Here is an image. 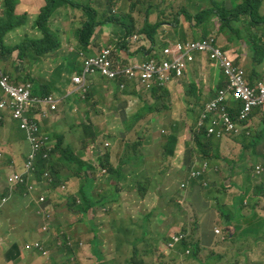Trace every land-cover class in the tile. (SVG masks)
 <instances>
[{
	"label": "rangeland",
	"instance_id": "374dc122",
	"mask_svg": "<svg viewBox=\"0 0 264 264\" xmlns=\"http://www.w3.org/2000/svg\"><path fill=\"white\" fill-rule=\"evenodd\" d=\"M81 1H83V3L88 2V0ZM239 2L240 1L237 3ZM217 3L222 5L225 4L227 9H232V7H235L233 4L234 0H111L110 3L108 0H105V7L109 9V13H111L112 16L116 15V19L127 24L132 30V35L127 40L126 49L122 50L118 47V44L125 42V34L123 31H121L122 28H120V24L113 23L111 26L106 28L107 35L97 31L98 39L91 41V46L95 51H100L103 48L109 46L115 47L116 55L118 56L117 58L123 64H125L128 60L126 57H128L130 60H133L134 58L140 59L144 57L148 48H150V44L148 42L142 41L133 43L130 39L134 36L141 35L140 31L145 27L147 19L151 24H164L160 27L158 33L159 44L157 48L160 50L162 49L160 44L183 42L176 38L174 30H172L170 26L167 25L171 24L175 18H177L180 22L181 28H184V30L180 32V36L185 34L187 36L186 41H198L201 39H206L204 38V34L202 33L201 29L191 31L190 24L186 21V15L195 16L200 11L211 9ZM39 10L40 7L35 6V9L29 13L32 17L26 20V24H28V26L9 36L8 43L10 45L15 46L19 44L20 40L26 35L33 38L39 37L37 32H35L32 28L36 18L33 16L38 14ZM261 11L264 14V0ZM101 13L109 14L105 13L103 9H101ZM1 15L2 10L0 4V16ZM68 16L65 15L64 17L61 16L57 17L55 20H51V30L55 32L59 31V37L63 43V46L59 52L44 59L42 63H46L48 60L53 59H61L64 60V62L61 61L56 63L53 68L45 67L41 64L29 65L23 61H20L19 53L15 52L12 55L0 56L2 59L0 60V64L2 65H0V69L4 73L10 75L14 82H16L14 78L15 76H17L16 78H19L20 80L29 76L32 80H35L37 86L38 81H43L42 83L45 84L49 82L51 85L54 84L57 91L55 96L63 99L65 98L64 100L69 99L65 104L67 105L68 109L66 113L67 119H59L55 121L50 119L48 121L49 126L46 127L45 131L48 134H64L67 139L65 140L64 146H67V143H71V148L78 157L85 161L94 162L99 168L98 174H96V172L93 173V195L98 198L105 197L108 199L106 200L107 202L104 206L99 208L97 207L93 211L88 212L91 213L90 217L94 221L92 227L95 228L96 231H89L87 228L86 232L89 236L86 237L85 240L79 242L81 253L83 254L85 251L87 254V257H82L83 255L79 254V264H128L126 259H129L132 256L133 248L130 247L128 243H125L127 245H124L121 251L115 250L116 248L112 243V222H114V219H120L124 225H129L127 222V216L132 217L134 215L133 210L136 207L137 201H139L140 204L144 203L141 206L142 211L153 210L152 214H150V218L153 220L158 219L160 222V226L156 229L151 228L150 235L145 237V240L149 239V246H146L143 243L138 245L141 254L139 256V261H143V264H184L186 262H190V264H197L193 260L194 258L191 254L193 253L192 248L187 249L190 250V254H186L187 250L181 249L180 246L176 247L172 251H169L167 248L169 246L171 240L170 237L173 235L172 232L174 229L178 231L180 228L188 227L194 219L192 212H190L187 208V200L185 199V195L192 190V198L194 199L195 204L193 202L192 203L198 208V210L194 211H196L199 215L198 220L200 224V221L203 218L200 217V214H202L201 211L204 209L203 199L208 197V189L210 188V185L208 188L203 189L202 185L198 182L193 189L182 191L180 185L184 175L186 172H188V170L190 171L191 167L193 166V164H191V154L189 152L190 149H186L187 156L184 160V163L182 164L180 161L178 162V166L180 167L179 172L174 175V173L177 172V169L167 173L169 168L172 167V160L170 158H167L166 160L164 159L163 148L166 143V138L168 137L167 135L169 132H171L172 127L177 130H173V132L175 131L177 134H180V138H182L180 139L182 145L185 144L187 147L192 146L191 142L193 140V133L191 132V129L192 127L194 129L196 127L194 121L195 119H198L197 113L201 105L200 101L198 102L196 97L192 98L193 96H188L187 92L189 89L187 88L189 85H186L183 89V92L176 91V89L169 95L168 98L161 97L160 104L157 107V111H159L160 114L144 115V118L141 119L142 124L147 123L149 120L151 123L150 127L145 128L144 131L140 132L139 136L133 135L129 137L128 140L127 136L121 132H117L115 135L108 133L106 131L108 128L107 123L112 121V117L118 116L119 118L117 119H120L118 121H126L128 119L129 122L131 121L130 118L137 115V113H140L143 106L149 105L150 107H153V93L148 95H140L139 90L136 89L137 94L132 93V91H130V93H122L121 98L118 99L119 102L112 103V99L108 98V95L113 98H117L121 93H115L112 96V90H104V87L106 86L104 82H94L92 84L94 88L89 90L87 97L85 95L86 99L84 102H86L80 105L77 104L76 108L74 109L73 99L81 102L79 96L81 98L83 97L82 94L77 95L76 89H73L70 86V77L73 75V73L70 74V69L67 68V62L68 66L71 62H73L72 65H74V62H76V66L80 68L81 61L78 59V57H76V55L79 53L78 42L74 36V32L80 28V24L77 21L74 22L72 18L69 19ZM211 24L212 27L211 30L209 29L208 37L213 36L219 45H222L230 52L231 55L234 56V59L239 58L238 62L240 63L242 61V65L244 66L246 73L256 74L261 72L264 65L255 66L252 63V66L249 70L247 69L248 67L244 65V58L240 57L243 54L242 50L247 52L248 59L253 57L251 49L250 47L248 48V44L246 42L237 44L231 41L230 39L234 34L228 29L220 35L219 30L221 25L216 18H212ZM232 26L239 30L244 38H250V34H253V31H249L247 29V25L244 23V20L241 23H233ZM95 37L97 38V36ZM262 40L264 41V38ZM247 42L249 43V40H247ZM248 62L250 61L248 60ZM19 69L21 70L18 76L17 71ZM212 71H218V69L215 68V65H212ZM58 72L61 74L60 77ZM35 75L36 78H34ZM216 77L217 75L212 77L210 89L213 90L214 93L218 92L219 96V93L223 91H217L216 83L221 81L214 80ZM37 92L40 93L39 87ZM214 97L215 95L213 98ZM74 110H76L74 113L75 115H73ZM86 111L87 113L90 111L92 112V122L94 121L97 123L96 127L100 130L99 136H96V132L94 131L86 130L82 134L76 131V126L85 120L83 114H85ZM263 120L264 114L260 116V118L253 120L254 125H251L250 128L246 130L245 134H240V136L236 139H225L218 152L220 160L211 159L210 161L206 162L199 161V164L202 162L203 164L207 163L210 169H213L215 165L218 167L222 166L223 175L225 179H227L229 177V173L234 172L231 164H234V169H238L243 163V172L252 177V173L254 175V171H252L253 166L264 160V140L256 143L255 146L254 141L252 140V137L256 138L260 133V128H262L261 126L264 123L262 122ZM54 125H56L58 128L54 127ZM135 129L139 128L136 127ZM18 133L22 137L25 135L20 129H18ZM79 135H83L85 138L73 141L72 137H78ZM141 136L143 138H140ZM244 136H246V138L243 140ZM50 138L55 141L57 140L56 137L50 136ZM114 138L117 139L115 148H119L121 151L117 155L113 156L112 145L115 144ZM96 140H98L99 146H96ZM242 140L243 142H241ZM106 142L111 144L109 161L110 164H113L112 166L115 168L119 167L123 161L127 159L128 154H131L133 146L137 145L133 148V150H138L139 147L148 145L151 146V150L148 151V154H146V158L144 160H142V156L138 162H136V159L128 158L127 164L123 165L122 167L121 176L116 179L115 176L112 175V172L110 173L109 171L101 169V164H98L97 159L99 152H101ZM215 142L214 149H216L218 146L220 147V144L217 143L219 141ZM56 143L57 141L52 142L49 147H55ZM179 150L181 151L182 155H184V150L181 148H179ZM55 155L59 157V154L56 153ZM239 157L243 161H241V163L237 166V163L240 161H237ZM198 167L201 168V164L198 165ZM59 169V172L62 173L65 171V166L61 164ZM118 179L121 182H119ZM141 180L143 181L142 185H140ZM81 182L76 181L74 188L80 186ZM116 183L118 184L117 186H115ZM66 186L69 188L70 183L66 184ZM141 187L144 190L141 191ZM112 189L116 190V193L118 194L117 200L120 202L111 201L112 198L110 195L112 194ZM162 189L167 191L165 196L158 195L161 193ZM261 196V202L263 203L264 207V194ZM54 200L57 201V197L55 195ZM181 201L182 203H180ZM15 206L19 208L21 203L18 201L12 202L8 211L4 212L3 215H1L0 212V218L7 215L11 216L18 223L19 229H29L30 236H32L33 240L30 241L29 245L26 247V250L30 252L28 256L33 259L31 264H78L75 259L73 261L67 260L64 262V252L58 251V244L56 245L54 239H61L60 234L62 235V232L60 231V228H57L53 233L52 231L49 233L47 229H43L42 234L40 231H38V220L35 214L24 216L19 212V210L15 209ZM213 210H216L215 204H213ZM63 213L65 214H61L57 218V223L59 225H61V223L69 224L76 221L79 222L84 217L81 213H78L79 215L71 214L70 216L67 212ZM81 223L82 222H80V224ZM217 224L220 225V221L218 219L216 221V226ZM78 225L79 224H77V226ZM188 229H190V227L187 228L186 231H188ZM114 230L117 234L118 231L116 228H114ZM222 232L226 236V233L224 231ZM198 233L199 230H197L196 234L194 231L196 239ZM140 234L141 232H137L136 237H140ZM193 235L190 237H193ZM94 236L98 238L99 245L96 248L100 251V260L99 256L97 254L94 255V253H92L90 250V244L92 245ZM218 236L216 239H214L215 245L213 246V248L217 250V254H210V256L213 258H217L218 256L222 257L220 262H216V264H264V244L258 245L256 239H253L254 242L251 245V252L248 253L246 260L244 257H241L240 259L235 257L233 260L232 256L230 255L229 257L232 258V260L226 261L227 256L223 258L222 253H224L225 248L229 244L230 240L222 241L220 240L222 237ZM122 237L125 240L130 239L133 242L137 239H131L130 237H127L124 234V229H122ZM71 243L72 245H75L76 242L71 241ZM36 244H39L42 250L47 246L48 249L45 250L47 251V255H44L43 252L41 255L38 254L34 249L36 248ZM256 245H258L257 248ZM40 248L39 251L41 252L42 250H40ZM212 249H210V252ZM75 251L77 256L78 251L76 249ZM179 252H183L187 257L190 255L191 256L189 258H175V262H172L171 259L178 256ZM59 258L62 259L58 260Z\"/></svg>",
	"mask_w": 264,
	"mask_h": 264
},
{
	"label": "trees",
	"instance_id": "16d2710c",
	"mask_svg": "<svg viewBox=\"0 0 264 264\" xmlns=\"http://www.w3.org/2000/svg\"><path fill=\"white\" fill-rule=\"evenodd\" d=\"M240 1L239 3H237ZM1 2V9H2V15L0 16V56H8L12 55L15 52L19 53L20 61H23L26 64H41L45 67L53 68L56 63L61 62L64 60L61 59H53L48 60L46 63H42L44 59L51 57V55H54L55 53L59 52L62 49L63 43L61 42V39L59 37V31L55 32L51 30V20H55L57 17L61 16H68L69 19L72 18V20L75 22L77 21L80 24V28L74 32V36L76 38V41L78 42V48L79 53L76 55V57H79V55L82 53L85 57H92L97 56V51L92 52L91 49V40L93 36L95 35V32L98 28L106 25H112L113 23L120 24L121 31L125 33V42L119 43L118 47L122 50L126 49V39L132 35V30L129 28L127 24L124 22L119 21L116 19V15L112 16L111 13H109V9L105 7V0H88L87 3H83L81 0H43V3L40 6V10L38 11V15L35 18V22L32 25V28L35 32L39 35L38 38H33L31 36H25L23 39L20 40L19 44L13 46L8 43V39L10 35L15 34L16 32L20 31L22 28L28 26L26 24V20L28 19L27 15L18 16V8L21 3V0H0ZM86 2V1H85ZM110 3L111 0H108ZM235 7L232 9H227L225 4L217 3L214 7L208 10H203L198 12L195 16L186 15V21L191 24V31H196L198 29H201L202 33L204 34V38H207L209 36V29L211 30L212 27V18H216L221 27L219 34L225 32V30H230L234 35L231 37V41L239 44L241 42H246L248 45V48L250 47L251 52L253 54V61L256 65H262L264 62V41L262 40L264 38V14L261 11V8L263 7V0H234ZM112 6V5H111ZM101 9L104 10L105 13L109 14H103L101 13ZM149 18V16H148ZM244 20V23L247 25V29L249 31H253V34H250V38H244L242 33L235 29L232 24L233 23H241ZM164 24H151L149 20L147 19L145 27L140 31L141 35H145L148 40L152 44L153 47L158 46V33L160 30V27ZM170 26L172 30L175 32V36L177 37L181 31L184 30V28H181L180 22L177 18L171 23L167 24ZM263 36V37H262ZM182 40L186 41L187 36L185 34H182L181 36ZM245 40V41H244ZM249 40V43L247 42ZM161 48H163V45L160 44ZM168 46V44H167ZM166 46V47H167ZM158 53L159 51L156 50ZM232 59H234V56L229 54ZM0 60L1 57H0ZM113 60L115 62V59L113 57ZM73 62L70 63L68 66L67 62V68L70 69V74L73 72H76L78 74L81 73V69L76 66V62H74V65H72ZM118 64V63H117ZM264 64V63H263ZM36 65V66H37ZM255 65V66H256ZM119 66H122L119 64ZM189 68L185 71L184 75L187 76L189 72ZM223 82L218 86L217 91H226L227 88L230 86V78H226L225 76ZM250 79H253L254 76L251 73L249 76ZM24 83H30L34 86V94L36 97H48L53 95L54 93H57L56 89L51 85L50 83H42L43 81H38V86L35 83V80H32L29 76H27L25 79H21ZM23 83V84H24ZM181 83V84H180ZM184 83V82H183ZM182 81L179 82V84L183 85ZM185 86V84H184ZM183 86V87H184ZM249 86L253 88V85L249 83ZM39 87V92H37V89ZM126 91L122 90V93H126L127 91H132V93H136L135 86L126 85ZM112 89L116 91H120V83H112ZM187 89L188 90V96L194 95L196 93L195 88L193 84H191ZM172 93L171 89H160V90H153V96L152 100L154 101L153 107H150L149 105L143 106L140 113H137V115L133 116L131 118L132 122H126V129L130 130L131 124H135L140 119L144 118V115H158L160 114L159 111H157V107L160 104V99L162 98H168L169 95ZM88 93L86 94L87 97ZM215 97L211 99V101H215L218 98V92L214 93ZM81 104H84L85 102L82 101V98H80ZM1 100V97H0ZM198 102L200 101V107L198 110V119H195L194 124L196 125L195 129L192 127L191 132L193 133V140L191 142L192 146L187 147L185 144L182 145V142L180 139V134H177L175 131V128H171V132L168 133V137L166 138V143L164 145L163 151H164V159L166 160L169 157H177L178 154L180 155L179 160L182 164L184 163V160L187 156L186 149L189 148V152L191 154V164L193 166L191 167L190 171L185 173L183 178V184H185L184 191H187L188 189H192L193 184L192 181L195 182V177L192 176V171L198 170L199 167V161H210L211 159H219V150L221 148V145L223 144V141L225 139H233L231 135H228L226 133L222 134L217 138V134H209L207 130V126L204 124L199 125V121L202 119L207 102L202 101L201 99H197ZM234 110L235 107L233 108ZM239 109V108H238ZM241 109V106H240ZM238 111H234L231 115L233 118H235V115ZM264 113L263 111H260L259 109H256L252 115L251 119L254 118H260ZM88 117L85 118L84 121L80 122L76 126V131L80 134L87 131H94L96 132V136H99V129L94 126L91 116L92 112L87 113ZM250 119V120H251ZM2 119H0V122ZM112 121H115V119H112ZM246 122V121H245ZM264 122V120L262 121ZM264 123L262 124V128H260V133L258 136L252 137V140L254 141V146L256 143L261 142L264 140ZM149 126H145L144 128H149ZM143 131V130H142ZM140 131V132H142ZM177 131V130H176ZM140 132L136 135L139 136ZM51 137L57 138V143L55 147L48 148L47 143L56 142L55 140H52ZM94 136V134H93ZM127 139L129 140L130 135L126 134ZM49 141L45 142L44 148L42 149L40 156L38 158V161L34 163V170L28 171L34 179H36V195L40 192L42 193L39 197L44 196L45 199L43 202L37 201L36 206L38 207V214L39 217L43 218L44 222L49 227V233L52 231V233L57 229L60 228V231L62 232V235L60 234L61 239H54V242L57 245L58 251L64 252V262L67 260H74L77 258L75 249L80 248V243L78 241V231L75 229L77 224H80V222L84 224H91V231L95 232L96 229L92 227V224H94L93 219L90 217L91 213H88L89 211H93L95 208H99L101 206H104L107 202L105 197L98 198L95 195H93V173L96 172L94 170V165L92 164V161H85L82 158L78 157L74 150L71 148V143H67V146H64L66 136L64 134L56 135V134H50L47 136ZM73 141L77 139H83L85 138L83 135H79L78 137H72ZM140 138H143L142 136ZM246 138V136L243 137V140ZM219 139V140H218ZM243 140L241 142H243ZM215 141L218 144H220V147L218 146L216 149H214ZM96 146H98V140H96ZM132 147L131 150V158L129 159H136L140 160V156H137L138 152L140 153L141 147H139L138 150H133L134 147ZM179 148L184 150V157L181 156V151ZM47 154V158H44V154ZM59 154V157H57L55 154ZM133 155V156H132ZM98 160L102 166L106 169V171L112 172V175L115 176L117 179L122 174V167L123 165H126L127 162L122 163L119 167L115 168L112 165H110L107 160L104 161L102 156H98ZM220 160V159H219ZM26 161V158L25 160ZM105 162L107 164H105ZM176 162V160H175ZM228 163V162H227ZM63 164L65 166V171L60 173L59 166ZM179 169L178 167H175ZM220 169V168H219ZM26 172V168L24 167V162L22 166L13 173H22ZM210 172L211 169L208 167V169L204 172H202L201 176L197 178L198 182L202 185L203 189H206L209 187L210 183ZM46 173L49 175L46 176ZM96 174H98L96 172ZM232 173H229V176ZM251 176H247L245 178V183L248 184L251 181ZM225 179V177H224ZM223 179V180H224ZM81 182L80 186H77V188H74L75 182ZM120 182V180L118 179ZM70 183L69 188L66 186V184ZM143 181H140V185H142ZM224 183H227V179H225ZM264 183V181H263ZM231 184V183H230ZM118 184L116 183L115 186ZM255 185L254 194L250 191V189L247 188H240V191L242 192V195L244 198L253 197L249 200V204L252 206V209L255 208V203L257 202V199L262 198V194H264V184L262 185ZM237 186V185H236ZM261 186V187H260ZM224 187V184H223ZM144 190L141 187V191ZM28 188L24 185L21 187L20 192L23 193V195L28 194ZM183 191V190H182ZM19 192V193H20ZM212 193V189H208V196ZM54 195L57 197V201L54 200ZM118 194L116 193L115 189H112V194L110 197L113 201H118ZM241 197L240 199H244ZM185 199L187 200V208L190 212H192L193 215V221L190 223V226L185 228H180L178 231L174 229L172 234H183L184 238L182 240L181 244H178L172 248L168 246V250L172 251L176 247L180 246L181 249L187 250L188 248H195L196 246V233L199 229V220H198V213L194 210L195 205L192 203L191 198L187 195H185ZM191 200V201H190ZM242 204L244 205V201H242ZM218 207V212L220 213L221 221L225 226V232L228 235V238L230 240L231 237L235 235V233H232L231 226L234 227V225H237L235 219L233 217H236V215L240 216L242 212L241 205H236L235 207V215L232 216L228 211H225L223 208ZM263 207V203H262ZM63 212H67L70 216L71 214L79 215L78 213H81L84 217L81 221H76L72 223H61L59 225L57 223V218L61 214H65ZM67 215V214H66ZM48 216V217H47ZM231 216L230 219H228ZM47 218V219H45ZM197 218V219H195ZM252 224L248 223L246 227V231L243 232L244 237L253 236V239L258 242V240H264V227L260 225V216L257 214H253L252 218ZM145 225L142 227L143 229V237H133L137 238L134 242L130 239H124L120 240L119 244L117 245L116 251H121L122 247L124 245H127L125 243H128L130 247H132V256L126 261L128 264H143V261H139L140 250L138 248V245L140 243H145V237L150 234L149 231V222L150 218L149 215L144 217ZM188 231H186L187 228H189ZM235 231H239L240 229L235 226ZM59 231V230H58ZM195 231V234H194ZM125 235L126 233L135 234L136 231L134 229H127L124 230ZM194 234V235H193ZM193 237H190L192 236ZM134 236V235H133ZM77 238V239H76ZM171 238V237H170ZM71 241L76 242L75 245H72ZM149 241V240H148ZM171 242V240H170ZM98 238L94 236L92 245L90 244V250L94 255L99 256V260L101 258V255H99L100 251L97 250L98 244ZM146 246H149V243L145 244ZM48 249V247L46 246ZM164 258V257H162ZM176 257H174L172 262H175ZM222 257H217L210 259L206 264H216V262H220ZM90 264V263H89Z\"/></svg>",
	"mask_w": 264,
	"mask_h": 264
},
{
	"label": "crops",
	"instance_id": "0c3cea01",
	"mask_svg": "<svg viewBox=\"0 0 264 264\" xmlns=\"http://www.w3.org/2000/svg\"><path fill=\"white\" fill-rule=\"evenodd\" d=\"M42 3H43V0H21V3H20L19 8H18L19 10L17 12L18 16H22V15L26 14L30 19L32 16L29 13H31L35 9V6L40 7ZM33 17L35 18L36 14ZM34 18H32V19H34ZM97 39H98V37H97ZM91 51H95V50L92 48ZM242 51H243V54L241 56L244 58V61H245L244 65L246 67H248L247 69L250 70L252 63H253V57H250V59H248L247 52L245 50H242ZM196 59H197L196 62L190 66L187 76L183 77L180 80V81H182V83L184 82L183 85L181 86L180 85L181 83L179 85L174 84V85H171L169 88L171 89L172 92H174V90H176V89H177L176 91L183 92V89L186 85L190 86L191 84H193L196 93L194 95H192L193 96L192 98L196 97L197 99H201L202 101L208 102L214 96L213 90L210 89L212 77H215L217 75L216 79H214V80L221 81L219 83L218 82L216 83L217 84L216 88H218V86L223 82L224 78L222 75H220V73L218 71H216V72L212 71V64L209 61H207L206 58H204L202 56H197ZM247 59L250 62H248ZM215 68H217V67L215 66ZM20 70L21 69H19L17 71L18 76L20 74ZM58 75H59V77L61 76V74L59 72H58ZM16 77L17 76L14 77L16 82H23L19 78H16ZM256 77H259V75H257ZM34 78H36V75L34 76ZM18 84H20V83H18ZM184 84H185V86H184ZM53 87L56 88L55 85ZM104 90H112V96L115 93L116 94L119 93V91L112 89L111 86H108V87L105 86ZM54 94H56V93H54ZM0 95H1V93H0ZM121 96H122V93L120 95H118L117 98H113L110 95H108V98L112 99V103H118L119 102L118 99H120ZM189 96H191V95H189ZM61 99H63V98H61ZM64 99H63V101H64L63 104L59 106L56 120L67 119L66 113H67L68 109H67V105H65V104L67 103L66 101H68L69 99L68 100H64ZM73 101H74V109L76 108L77 104L78 105L81 104L78 100L73 99ZM75 112H76V110L73 111V115H75L74 114ZM73 115H72V117H73ZM83 115H84V118H87L88 117L87 111ZM90 116L92 119L93 115H90ZM117 118H119V117L118 116L112 117V119H116V120L110 121L109 123H107L108 128L106 131L108 133H112L115 135V134H117V132H121L125 135L129 134L131 137L133 135L138 134L142 130L144 131L145 130L144 127L147 125L149 126V124L151 123L149 120L147 123L142 124V120L140 119L135 124H133V125L131 124L130 130H127L126 129V122L128 121V119L126 121H118L120 119H117ZM256 119L257 118L251 119L250 126L254 125L253 120H256ZM130 122H132V121H130ZM99 124H100V122H99ZM96 125H97V123L94 122V126H96ZM54 127L58 128L56 125H54ZM136 127L139 129H135ZM18 129H20L18 122L3 116V120L0 122V154H1V156H0V193H3V191H6L5 188H6L7 179L9 177V175L12 172L18 170L20 168V166H22V164L26 158V155L29 152V145L27 143L26 135H24V137H22L18 133ZM114 141H115V144L113 145V151H112L113 156L117 155L121 151L119 148H115V146L117 144L116 138H114ZM149 150H151V146L144 145L141 147L140 153L138 152L137 156H140V157L142 156V158H143L142 160H144L146 158V154H148ZM181 156L184 157V155H182V153H181ZM169 158L172 160L171 161L172 167L169 168L167 173H169L170 171L176 170L177 168H175V166H178V162H179V160H181L179 154L177 157H172V158L169 157ZM239 158L237 159V161L240 160L237 163V166L241 163V161H243L241 158L240 159ZM175 160H176V162H175ZM138 161H140V160H137L136 162H138ZM231 167L233 168L234 172H232V174L227 178L226 184L223 183L225 181V179H224V175H223L222 166L218 167L217 165H215V167H213V169H211V172H210V178H211L210 190L212 189V193L210 194V196L203 199L204 209L201 211L202 214H200V217H203V218L199 224V229H198L199 233H198L197 239L195 241L196 246L193 249V253H191L192 257L194 258L193 260L197 264H206L210 259H213V257L210 256V254H212V255L217 254V250L213 248V246L215 245L214 239L217 238V236L215 235V229L220 230L219 236L222 237V239H220V240H222V241L230 240L228 238V235L226 234V236H225L224 233L222 232V231L225 232L224 224L221 222L220 225L217 224V226H216L217 219L219 221H221L220 213L218 212V207H216V205H218L219 207H221L223 209L225 208L224 210L228 211L232 216L235 215L236 205H238V206L241 205V207H242V212H241L240 216H238L239 215L238 214V215H236V217H233L235 219L237 225H234V227L233 226L230 227L232 230V233H235V235L233 237H231V239H233V240H230L229 244L225 248L224 253H222L223 258L225 256H227L226 261H228V260L231 261L232 258L234 260L235 257H237L239 259L241 257H244L245 260L247 259L248 253L251 252V245L254 241H253V236L249 235L248 237H244L243 232L246 231V227H247L248 223H250V224L253 223L252 220L250 219V218H252L253 214H257L260 216V219H259L260 225L262 227H264V209L262 207V202H261L262 198L257 199V202L255 203V208L252 209V206L249 204V200L253 197L244 198V196L242 195V192L240 191V188H247V189H250V191L254 194V189H255L254 186L259 185L261 183L263 185L264 184L263 183L264 176L262 178H256L253 176V173H252V178H251L250 183L246 184L244 180L248 175L243 172V163H242L241 167H239L238 169L237 168L234 169L233 163L231 164ZM178 168H179V166H178ZM252 171H253V169H252ZM178 172H179V169H177V172L174 173V175L177 174ZM223 179H224V181H223ZM183 181L184 180H182L181 184L183 183ZM192 184H193V187H192V189H193L197 183H196V181L195 182L192 181ZM223 184H224V187H223ZM36 186H37V184H32L31 192L28 193L27 195H23L22 192L12 193L10 195V198H9L8 202L6 203V205H4L2 208H0V212H1V215H3L4 212H6L10 209V204L12 202H14V201L20 202L21 206L19 208L17 206H15V209L19 210V212L21 214H23L24 216H30L31 214H35V216L38 220V225H37V228H39L38 231H40L43 234L42 227L45 225V223H44L43 218L39 217L40 215L38 214V207L36 206L37 201H40V199H41V197H39V196L42 193L40 192V189H39L38 190L39 194L38 195L35 194L37 191ZM180 188H181V185H180ZM182 190L184 191V189H182ZM166 192L167 191L165 189H162L161 193L158 195L165 196ZM191 192H192V190L190 192H188L186 195L189 197V199L191 198L192 202L194 203L195 201L192 198L193 195ZM42 197H44V196H42ZM241 197H243L244 199L241 200L240 199ZM242 201H244V205L242 204ZM180 203H182V201ZM143 204H140V202L137 201L136 207L133 210L134 215L132 217L127 216V222L129 223V225H124L120 219H114L113 220L114 222H112V243L114 244L115 248H117V245L119 244L120 240H124L122 237V229H124V230L127 229V231H128L129 229L133 228L134 231H136L135 234L133 233L131 235H129V233H126V236L130 237L131 239L133 237L137 236L136 235L137 232H141L140 238L143 237L142 227L145 225L144 217L149 215V218H150V216H151L150 214H152V212H153V210L142 211L141 206ZM213 204H215L216 210H213ZM195 209L198 210L197 207H195ZM230 218H231V216L228 219H230ZM150 220L151 221L149 222V231L151 228L156 229L157 227L160 226V222L158 219L153 220L150 218ZM117 223H118V225H117ZM113 225H114V228H116V230L118 231L117 234L113 228ZM235 226H237L240 230L236 232L234 229ZM87 228L89 229V231H91V224L81 223L78 226L76 225L75 229L78 231L77 235H78V241L79 242L85 240V238L89 236L86 232ZM124 234H125V232H124ZM31 240H33V239H32V236H30L29 229L28 230L19 229L18 223L11 216L7 215V216H3L2 218H0V264H31V261L33 259L30 256H28L30 252H28L26 250V247L29 245ZM148 240L149 239H146V242L143 244L150 243ZM35 241H38V240H35ZM257 243H258V245L264 244L263 241H260ZM258 245H256V248L258 247ZM210 249H212L211 252H210ZM76 250L78 251V253H77V258L75 259V261L79 264V261H80L79 254H82V253L80 251V248H77ZM35 251L41 255V252L39 250L35 249ZM82 255H83L82 257H87V254L85 251L83 252ZM230 255L232 256V258L229 257ZM190 256L187 257L183 252H179L178 256H176V258H185V257L189 258ZM218 257H221V256H218ZM60 259H62V258H59L58 260H60ZM63 259H64V255H63ZM184 264H190V262H186ZM243 264H245V263H243Z\"/></svg>",
	"mask_w": 264,
	"mask_h": 264
},
{
	"label": "built area",
	"instance_id": "2783aa9c",
	"mask_svg": "<svg viewBox=\"0 0 264 264\" xmlns=\"http://www.w3.org/2000/svg\"><path fill=\"white\" fill-rule=\"evenodd\" d=\"M230 52L224 51L215 40L210 37L200 42H187L170 44L163 51V56H155L147 58L141 63H134L124 69L111 70L108 61L109 52H104L101 57L93 58L85 61L86 71L94 72V70L102 71L110 79L124 77L134 82L139 91L149 93L154 89H165L172 84L179 82L185 75V71L189 65L194 64L197 55H206L209 60L215 64L218 70L226 78H230V86L227 91L231 93V97L238 101L241 106L239 118L235 121L230 118L227 108L224 105L227 97L223 92L219 93L218 98L206 105L205 113L199 121V125H206L209 134H217V137L226 133L228 135L238 136L243 131L242 123L248 120L256 109L264 112V70L259 81L248 82L242 66L238 65L229 55ZM253 85V88L249 86ZM0 89L5 99L0 100V112H8L13 119L20 122V127L27 134V139L32 146L31 152L27 158L26 172L34 170V162L39 153L44 148L45 142L49 139L43 135L38 119H46L45 113L39 116L29 118L31 109L38 105H52L54 101L49 98L41 102L33 97L32 87L15 86L10 83L9 77L2 75L0 72ZM51 143H47L49 147ZM44 158H47L45 153ZM208 169V164L204 163L199 170L192 171V176L197 179L202 172ZM254 175L263 177L264 162L257 165L254 169ZM12 186L24 183L21 175L13 174L9 178ZM185 184H182V188ZM44 198H41L43 201ZM6 202L5 198L0 197V206ZM218 234L219 231H216ZM183 239V235H175L169 247H174ZM36 248H40L36 244ZM42 250V248H40ZM43 251V250H42ZM47 255V251H43Z\"/></svg>",
	"mask_w": 264,
	"mask_h": 264
},
{
	"label": "clouds",
	"instance_id": "9594fccd",
	"mask_svg": "<svg viewBox=\"0 0 264 264\" xmlns=\"http://www.w3.org/2000/svg\"><path fill=\"white\" fill-rule=\"evenodd\" d=\"M0 4H1V2H0ZM1 10H2V9H1ZM28 13H29V12H28ZM25 15H26V14H25ZM37 15H38V14H36V16H37ZM28 18H29V17H28ZM109 26H111V25H106V26H102V27L98 28V29L96 30L95 35L93 36V38H92L91 41H93L94 39H97L95 36L98 37L97 31H99V30H100V33H103V34L107 35V34H106V30H107V29H106V28L109 27ZM190 27H191V24H190ZM123 33H124V32H123ZM124 34H125V33H124ZM130 37H131V36H129V37L126 39V43H127V40H128ZM210 37H213V36H210ZM210 37H208V38H210ZM176 38H177L178 40H180V41H183V42H176V43L200 42V41H204V40L208 39V38H206V39H201V40H198V41H196V40H192V41H184V40L181 39L182 37L180 36V34H179ZM130 40H131V42H133V43H136V42H138V41H142V42H148V43L150 44V48H148V50H147V52L145 53L144 57H142V58H140V59H138V58H134L133 60H130L128 57H126L128 60H127V62H126L125 64H123V63L120 62L119 59L117 58L118 56L116 55V48L113 47V46H109V47L103 48V49L100 50V51H97V56L85 57L82 53L79 55L78 59H80V61H81V63H80L81 73L78 74V73H76V72H73V75L70 77V86H71V88L76 89V94H77V95H78V94H82V97H83L82 100H83V101L86 99L85 95L89 92V90H91V89L94 88L93 85H92L94 82H95V83L104 82V84H106L107 87H108V86H111V87H112V83L114 84V83H116V82H119V83H120V89H121V90L119 91L120 93H122V90H125V91H126V89H127V88H126V85L135 86V88L137 89V85H136L134 82H131V81L127 80V79L124 78V77H117L116 79H110V78L107 77L105 74H103L102 71H99V70H96V71L94 70V72H91V71L87 72V71H86V68H85V61L90 60V59H93V58L101 57V56L103 55L104 52H109L108 61L110 62V68H111V70H120V69H124V68H126V67H128V66H130V65H132V64H134V63H141V62H143V61H146V59L149 58V57H151L152 55H155V56H161V55H162V56H163V51L167 48V47H166L167 44H162V45H163V48H162L161 50L158 49L157 47H153V48H152V44H151V42L148 40V38H147L145 35L134 36V37L131 38ZM215 40H216V39H215ZM216 41H217V40H216ZM170 44H175V43H168V45H170ZM218 45H219V44H218ZM219 46H220L224 51L229 52V51L226 50L222 45H219ZM91 47H92V46H91ZM91 50H92V49H91ZM156 50H158L159 53H158ZM197 56H202V57L206 58L207 61H209L212 65H215L214 63H212V62L209 60L208 56H206V55H197ZM197 56H196V58H197ZM113 57H114V59H115V62H114V60H113ZM240 57H242V56H240ZM196 60H197V59H196ZM238 61H239V58L236 59L235 62H236L238 65L242 66L243 69H244V66L242 65V64H243L242 61L240 62L241 64H240ZM195 62H196V61H195ZM117 63H118V64H117ZM263 63H264V62H263ZM263 63H262V64H263ZM119 64L122 65V66H119ZM253 64H254V61H253ZM0 65H1V64H0ZM191 65H193V64H191ZM191 65H189V67H190ZM254 65H256V64H254ZM263 65H264V64H263ZM256 66H258V65H256ZM259 66H261V65H259ZM263 70H264V67H263V69L261 70L260 73L258 72V73H256V74H253V76H254L253 79H250L249 76L251 75V73H250V74L246 73V71H245V69H244V72H245V76H246L247 81H248V82H256V81H259V80L261 79V77H262ZM0 72L2 73V75L9 77L10 83H11L12 85H15V86H26V85H30V86L32 87V94H33V97H34L35 99H37V100L43 102V101H45L46 99L51 98V99L54 101V107H55V109L52 108V105H38V106L33 107V108L31 109L32 112L29 114V118H32V119H33L34 117L39 116V114H41V113H45V114L47 115V118H46V119H38V125L40 126L43 135L48 136L49 134L45 131L46 127L49 126L48 121H49L50 119H53V121L56 120L59 106L62 105L63 102H64L63 99H61V98L55 96V94H54V95H51V96H48V97H41V96H40V97H36L35 94H34V92H33V91H34V86H33L32 83L28 82V83H24V84H23V83L18 84L17 82H14V81L12 80V78H11L10 75L4 73L1 69H0ZM218 72L220 73V75H222V73L220 72V70H218ZM257 75H259V77H256ZM222 76H223V75H222ZM184 77H185V76H184ZM223 78H224V77H223ZM179 82H180V81H179ZM179 82H177V83H175V84L179 85ZM15 83H17V84H15ZM172 85H174V84H172ZM170 86H171V85H170ZM170 86H169V87H170ZM169 87H166L165 89H168ZM216 89H217V88H216ZM155 90H158V89H155ZM127 92H129V91H127ZM139 92H140V95H148V94L153 93V91H151V92H149V93H145V92H142V91H139ZM0 93H1V95H0L1 100H4V99H5V96H4L3 92L1 91V89H0ZM223 93H225V94H226V97H227V99H226V101H225V103H224V105H225L226 108H227V112L229 113L230 118L236 121V120L239 118V114H240V112H241L242 106H241V104H240L238 101H235V100L231 97V93H230V92H228V91L226 90V91H223ZM80 98H81V97L79 96V99H80ZM211 102H213V101L209 100V101L207 102V104H210ZM207 104H206V105H207ZM240 106H241V109H240ZM234 107H235L236 110L233 109ZM238 108H239V109H238ZM234 111H235V112L238 111V112L236 113V115H235V118H233L232 115H231ZM260 111H262V110H260ZM253 113H254V112H253ZM263 113H264V112H263ZM252 115H253V114H252ZM252 115L250 116V118H249L248 120H245L246 122L243 121V123L241 124L242 127H243V131L241 132L242 135L245 134L246 130L250 128V124H251V123H250V122H251L250 119L252 118ZM3 116H4V117H7V118H9V119H11V120H14V121L18 122V123H19V128L21 129V127H20V122L17 121V120H15V119H13L12 116H11L8 112H0V119L3 120ZM45 123H46V124H45ZM21 130L25 133V135H26V139H27V134H26V132H25L23 129H21ZM231 136L233 137V139H236V138H238L240 135H238V136L231 135ZM217 138H219V137H217ZM27 143H28V145H29V152H28L27 155H26V161H24V167H25V168H26L27 158H28V156H29V154H30V152H31V149H32V146H31V144L29 143L28 139H27ZM51 143H52V142H51ZM98 146H99V142H98ZM112 147H113V145H112ZM110 148H111V144L106 142L105 145H104V147H103V149L101 150V152H99V155L103 157L104 161L107 162V160H108L107 163H109V164H110V161H109ZM0 156H1V154H0ZM39 156H40V153L38 154V156H37L35 162L38 161ZM130 156H131V154H130V155L128 154L127 159L124 160L123 163L126 162V161H128V158H130ZM97 160H98V159H97ZM35 162H34V163H35ZM106 162H105V164H107ZM111 162H112V161H111ZM263 162H264V160H262V161H260L259 163L255 164V165L253 166V171H254V169H255V167H256L257 165H259L260 163H263ZM92 164L95 166V167H94V170H95L97 173H99V168L97 167V165H96L94 162H92ZM98 164L100 165L99 160H98ZM110 165H111V164H110ZM112 165H113V164H112ZM121 165H122V164H121ZM202 165H203V163H202ZM103 167H106V166H102V164H101V169L106 170V169L103 168ZM199 169H201V168H199ZM199 169H198V170H199ZM247 171H248V170H247ZM13 174H18V173H13V172H12V173L9 175V177H8V179H7L6 188H5L6 191H3V193H0V197L6 199V202H5L4 204H2V205L0 206V208H2L4 205H6V203L8 202V200H9V198H10V195H11L12 193H14V192L19 193L21 187L24 186V185L28 188V190H29L28 193H30V192H31V189H32V184H36V182H37L36 179H34V177H33L30 173H28V172H22V173H20V174H18V175H21V176L23 177V179H24V183H20V184H17V185H15V186H12V185L10 184V182H9V178H10ZM47 175H49V174L46 173V176H47ZM253 176L256 177V178H262V177H257V176H255V175H253ZM263 176H264V175H263ZM195 181H196V183H198V180H197V179H195ZM182 184H183V183H182ZM182 184H181V188H182ZM184 188H185V187H184ZM184 188H182V189H184ZM182 189H181V190H182ZM142 194H143V192H142ZM24 195H25V194H24ZM41 198H44V199H45V197H41ZM40 202H43V201H41V199H40ZM263 209H264V207H263ZM38 212H39V211H38ZM47 217H48V216H47ZM45 219H47V218H45ZM44 223H45V222H44ZM43 229H47V230H49V227H48V225H47L46 223H45V225L42 227V232H43ZM216 231H219V233L217 234ZM215 234H216V236L220 235V230H219V229H215ZM175 235H179V234H174V235H172V236H171V242H172V237L175 236ZM181 235H183V234H181ZM183 238H184V235H183ZM182 240H183V239H182ZM182 240H181L179 243H177L176 245L181 244V243H182ZM260 241H263V242H264V240H258V242H260ZM171 242H170V243H171ZM256 242H257V241H256ZM170 243H169V245H170ZM176 245H175V246H176ZM34 249L39 250V248H34ZM192 249H193V248H192ZM45 250H47L46 247L43 248V251H45ZM43 251H41V253H42ZM186 254H190V250H187V251H186Z\"/></svg>",
	"mask_w": 264,
	"mask_h": 264
},
{
	"label": "water",
	"instance_id": "95a60500",
	"mask_svg": "<svg viewBox=\"0 0 264 264\" xmlns=\"http://www.w3.org/2000/svg\"><path fill=\"white\" fill-rule=\"evenodd\" d=\"M99 32H100V30H99Z\"/></svg>",
	"mask_w": 264,
	"mask_h": 264
}]
</instances>
